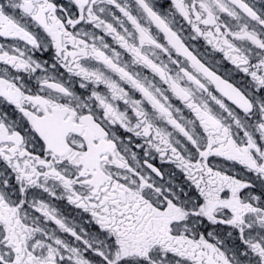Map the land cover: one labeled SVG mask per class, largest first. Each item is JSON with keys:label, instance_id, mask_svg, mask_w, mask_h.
<instances>
[{"label": "snow or ice", "instance_id": "obj_1", "mask_svg": "<svg viewBox=\"0 0 264 264\" xmlns=\"http://www.w3.org/2000/svg\"><path fill=\"white\" fill-rule=\"evenodd\" d=\"M0 264H264V0H0Z\"/></svg>", "mask_w": 264, "mask_h": 264}]
</instances>
